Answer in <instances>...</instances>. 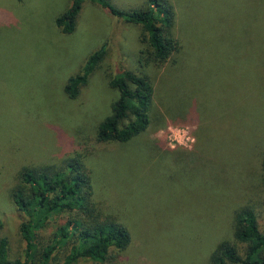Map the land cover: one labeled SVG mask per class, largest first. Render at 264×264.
<instances>
[{"label":"rangeland","instance_id":"obj_1","mask_svg":"<svg viewBox=\"0 0 264 264\" xmlns=\"http://www.w3.org/2000/svg\"><path fill=\"white\" fill-rule=\"evenodd\" d=\"M109 1L122 9L147 3ZM171 1L182 48L158 69L139 61L142 26L98 3L85 0L75 30L62 33L55 18L71 0H0V239L8 261L27 259L20 232L27 217L12 198L28 190L23 169H56L76 154L97 208L132 237L103 262L77 264H214L223 241L241 255L247 249L235 238L242 205L254 204L264 226V0ZM103 45L87 83L68 98V78ZM125 69L157 88L151 125L128 141L98 142L97 127L120 95L109 81ZM198 107L207 117L191 126L185 121L200 117ZM69 216L37 231V257ZM68 249L57 246L51 264H62Z\"/></svg>","mask_w":264,"mask_h":264},{"label":"trees","instance_id":"obj_2","mask_svg":"<svg viewBox=\"0 0 264 264\" xmlns=\"http://www.w3.org/2000/svg\"><path fill=\"white\" fill-rule=\"evenodd\" d=\"M85 0H71L70 6L55 18L62 33H71L76 27V18ZM108 9L113 15L142 26L139 61L142 65H155L158 69L165 63H175L181 52L182 42L174 33L177 10L171 0H147L146 6L122 9L109 0H90ZM260 15V13H259ZM105 54V46L91 53L78 73L70 76L64 86L68 98L78 96ZM120 95L111 104V113L98 125V142H124L150 127L153 102L157 88L151 78L132 69H125L109 81ZM200 109V107H198ZM188 116L187 124L200 127L204 118ZM204 118V119H203ZM184 122V123H185ZM199 137V136H198ZM201 139V137H200ZM263 172L260 186L264 189ZM27 191L14 190L12 198L19 210L27 217L20 225L25 241L24 262L7 260V241L0 239V263L51 264L52 254L59 245L69 246L62 264H77L81 259L94 262L105 261L112 248H127L131 242L128 226L115 215L102 213L93 201V186L82 156H71L58 168H24L21 175ZM59 213H69L66 221L55 232V242L46 246L37 257L36 234ZM235 238L246 243L243 255L236 243L223 241L211 254L214 264H264V226L252 203L242 205L235 214Z\"/></svg>","mask_w":264,"mask_h":264},{"label":"water","instance_id":"obj_3","mask_svg":"<svg viewBox=\"0 0 264 264\" xmlns=\"http://www.w3.org/2000/svg\"><path fill=\"white\" fill-rule=\"evenodd\" d=\"M0 264H5V263H0ZM6 264H11V263H6ZM12 264H20V263H12Z\"/></svg>","mask_w":264,"mask_h":264}]
</instances>
